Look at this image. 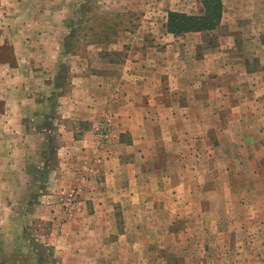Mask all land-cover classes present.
<instances>
[{
	"label": "rangeland",
	"instance_id": "1",
	"mask_svg": "<svg viewBox=\"0 0 264 264\" xmlns=\"http://www.w3.org/2000/svg\"><path fill=\"white\" fill-rule=\"evenodd\" d=\"M203 3L0 0V96H13L24 119L15 134H29L40 156L28 185L0 206V264H264L262 150L252 151V166L230 171L208 158L204 174L189 165L168 177L149 162L150 174L127 190L101 175L124 127L117 78L128 61L156 55L170 8L200 15ZM104 74L116 79L105 84L113 92L105 108L75 91L103 87ZM158 144L162 168L169 157ZM189 177L190 189L174 185Z\"/></svg>",
	"mask_w": 264,
	"mask_h": 264
},
{
	"label": "crops",
	"instance_id": "2",
	"mask_svg": "<svg viewBox=\"0 0 264 264\" xmlns=\"http://www.w3.org/2000/svg\"><path fill=\"white\" fill-rule=\"evenodd\" d=\"M223 1L224 16L216 30L175 36L164 23V33L153 39L156 55L128 61L132 67L117 78L124 85L117 108L124 127L114 156L101 173L107 183L116 182V189L117 182H125L126 190L130 182L140 185L150 174L149 162L151 171L168 177L180 170L188 174L189 165L193 174H204L208 158L214 167L224 161L230 171L231 166H252L253 150L264 152V33L256 37L264 30V0H233L232 6ZM170 11L176 10L170 8L167 16ZM259 46L261 51L253 48ZM99 79L103 87L92 92L87 85L86 90L75 91L82 99L94 97L105 108L113 93L106 85L116 79L108 74ZM0 99L6 101L0 114V206H10L14 191L29 183L33 163L40 168L39 145H31L23 130L15 134L14 126L23 125L24 119L16 117L13 96ZM160 142L169 157L162 168ZM237 149L240 152H233ZM190 181L178 178L174 185L190 189Z\"/></svg>",
	"mask_w": 264,
	"mask_h": 264
},
{
	"label": "trees",
	"instance_id": "3",
	"mask_svg": "<svg viewBox=\"0 0 264 264\" xmlns=\"http://www.w3.org/2000/svg\"><path fill=\"white\" fill-rule=\"evenodd\" d=\"M203 5V12L200 15L170 12L166 24L168 33L182 36L188 33L216 30L223 20L224 1L204 0Z\"/></svg>",
	"mask_w": 264,
	"mask_h": 264
}]
</instances>
